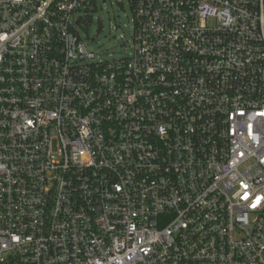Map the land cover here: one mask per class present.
Listing matches in <instances>:
<instances>
[{
  "label": "built area",
  "instance_id": "obj_1",
  "mask_svg": "<svg viewBox=\"0 0 264 264\" xmlns=\"http://www.w3.org/2000/svg\"><path fill=\"white\" fill-rule=\"evenodd\" d=\"M126 1L0 0V264H264V0Z\"/></svg>",
  "mask_w": 264,
  "mask_h": 264
},
{
  "label": "rangeland",
  "instance_id": "obj_2",
  "mask_svg": "<svg viewBox=\"0 0 264 264\" xmlns=\"http://www.w3.org/2000/svg\"><path fill=\"white\" fill-rule=\"evenodd\" d=\"M91 24L79 29L87 49L102 61L118 59L130 54L134 37V16L124 0H98Z\"/></svg>",
  "mask_w": 264,
  "mask_h": 264
}]
</instances>
